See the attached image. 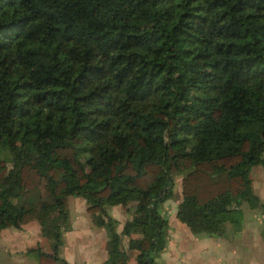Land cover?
<instances>
[{"label": "trees", "instance_id": "obj_1", "mask_svg": "<svg viewBox=\"0 0 264 264\" xmlns=\"http://www.w3.org/2000/svg\"><path fill=\"white\" fill-rule=\"evenodd\" d=\"M257 164L264 0H0V229L37 222L40 261L68 264L78 195L105 231L100 264H155L177 175L180 222L237 231Z\"/></svg>", "mask_w": 264, "mask_h": 264}, {"label": "crops", "instance_id": "obj_2", "mask_svg": "<svg viewBox=\"0 0 264 264\" xmlns=\"http://www.w3.org/2000/svg\"><path fill=\"white\" fill-rule=\"evenodd\" d=\"M257 165L252 167L256 169ZM250 179L252 183L251 175ZM256 191L253 193L259 198L258 211L250 209L248 214L243 213V207L240 204L242 212L240 228L233 231L227 227L222 235L203 233L195 235L175 217L176 203L173 204L171 210L165 212L167 217L166 244L156 256L155 264H264V202L258 185H256ZM168 204V200L163 202L164 211ZM67 207L68 221L62 232L63 242L66 236L69 238V243H72L77 238V229L81 225L87 227L84 228L86 235L83 238L86 252L80 254L86 255L89 261L87 264H100L106 257L103 227L93 225L91 214L89 215L86 211L83 197L68 196ZM106 209L107 213L117 221L116 231L124 241L127 238L129 217L125 206L116 204ZM120 210H123L121 214ZM83 214H86V217ZM260 215L263 216L262 220L259 219ZM0 230V244L2 245L0 255L5 251H11L14 254L13 256L11 254L9 258L0 259V264H36L37 260L40 261L36 254L35 259H28L23 254L35 253L28 249L37 246L45 252L51 249V243L44 237H40L39 227L35 221H29L20 228L6 227ZM74 232L76 234H73ZM63 258L68 264H73L78 260L77 256L68 254L67 249H65ZM42 264L49 263L43 262Z\"/></svg>", "mask_w": 264, "mask_h": 264}, {"label": "rangeland", "instance_id": "obj_3", "mask_svg": "<svg viewBox=\"0 0 264 264\" xmlns=\"http://www.w3.org/2000/svg\"><path fill=\"white\" fill-rule=\"evenodd\" d=\"M262 141H263V139L260 141V143L257 145V147L262 144ZM255 167H256V169L253 168V167L250 169V175L252 177V183H251L252 192H254V191L255 192H257V191L259 192L258 188H257V191H256V185H258L260 187V194L262 196L261 198L263 199V202H264V166L257 165ZM178 180H179V176L177 175L174 178V193H175V196L173 198H171V199H168L169 204L167 205L165 212L171 210L173 204L176 203L177 196H179ZM257 198H258V196H257ZM241 206L243 207L242 208L243 209V213L248 214L250 209L252 211H253V209L257 210V207L259 206V198H258V205H256V207H251L246 201L242 202ZM121 211H123V210L119 211L120 214H121ZM259 213H261L263 215L262 212L259 211ZM127 214L129 215V213H127ZM83 215L85 216L86 214H83ZM90 217H91V222L93 223V225H95L93 220H92V216H90ZM258 218H259V216H258ZM259 219L262 220L263 216H261ZM82 224H84V223H82ZM96 226H98V225H96ZM84 228H87V227L81 225L77 229V238H76L75 241H72V243H69V238L65 236L64 242H63L62 247H61L62 257H63V255H65V249H67V253L68 254L73 255V256H77L78 260L75 261L73 264H87L89 262L87 260V257H86L85 254H80V253H85L86 252L85 248H84V243H83V238H85V235H86V231H85ZM66 230H67V228H66ZM73 234H76V233L74 232ZM195 235H201V233H196ZM40 237H43V236H40ZM62 241H63V236H62ZM104 244H105V242H104ZM0 246L2 247L1 244H0ZM34 246H36V245H34ZM11 254H12L11 251L2 252L1 255H0V259L9 258V256ZM13 255L14 254H12V256ZM23 256H26L28 259H35V257H36L35 253H33V252L30 253V254L29 253L23 254ZM35 263L36 264H42L43 262L37 260Z\"/></svg>", "mask_w": 264, "mask_h": 264}, {"label": "water", "instance_id": "obj_4", "mask_svg": "<svg viewBox=\"0 0 264 264\" xmlns=\"http://www.w3.org/2000/svg\"><path fill=\"white\" fill-rule=\"evenodd\" d=\"M263 136V133L260 135V137L258 138V140L256 141L255 145H254V148L256 149L257 148V145L260 143V141L262 140V137Z\"/></svg>", "mask_w": 264, "mask_h": 264}]
</instances>
